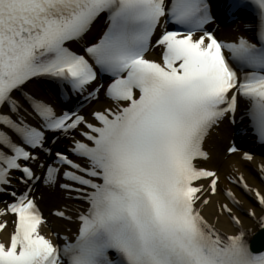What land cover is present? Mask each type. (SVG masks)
<instances>
[{
	"label": "snow or ice",
	"instance_id": "obj_1",
	"mask_svg": "<svg viewBox=\"0 0 264 264\" xmlns=\"http://www.w3.org/2000/svg\"><path fill=\"white\" fill-rule=\"evenodd\" d=\"M214 7L0 0V194L11 198L0 208V264H264L242 218L264 232V187L210 166L225 123H247L264 145V0L223 6L254 16L255 42L220 39ZM33 86L83 100L58 111ZM259 175L264 183V165ZM38 183L75 202L52 213L74 233L45 235Z\"/></svg>",
	"mask_w": 264,
	"mask_h": 264
},
{
	"label": "bare ground",
	"instance_id": "obj_2",
	"mask_svg": "<svg viewBox=\"0 0 264 264\" xmlns=\"http://www.w3.org/2000/svg\"><path fill=\"white\" fill-rule=\"evenodd\" d=\"M237 24L231 23L227 26H217L216 24L212 25L213 28L216 29L218 32L219 38L225 41H232L236 39L237 37L244 35L247 38L251 37L249 36L248 32H254V30H247L246 25L249 23H253L252 20H246L244 22L238 21ZM151 58H158L157 53L154 51L151 54ZM32 91H34L37 95L42 96L44 99L51 102L58 111L63 110L61 106H59L57 102V98L55 96H51L50 94H54V90L52 87L50 88L49 92H45L44 89L33 86ZM78 98V97H76ZM75 97H72L67 104H69L68 109L76 108L77 105H74V103H77V100ZM82 98V97H81ZM73 99H76V102L73 101ZM107 101L101 100L99 104L93 102L92 104H87L82 110V114L89 115L91 111L94 108L101 107L104 103ZM247 125V123L242 124L241 126ZM235 126L229 125L225 123L215 134L213 144L215 145V150L213 152V160L212 164L210 166L217 167L220 171V174L223 177L229 174H243L249 184L254 187H264V183H262V178L259 175V168L261 165H264V155L259 154H253L254 160L252 162L244 161L242 160L241 156L243 152H250L251 149H254V143L255 141L251 140L247 145L245 151H240L239 153L235 154H226V156L223 157V151L222 147L223 145H227V147L235 142V136H234ZM67 141H63L61 143V147H64L67 145ZM226 147V148H227ZM239 170L238 172L236 170ZM16 176H19V173L15 174ZM227 183V181H225ZM13 184L23 190V186L16 183L15 180H13ZM41 186V187H40ZM235 192L238 194V198L241 199L242 203L244 204L245 208L248 207H254L255 205L252 203V201L248 200V198L243 194V192L239 188H233ZM61 193V192H60ZM34 195L37 197V199L40 201V206L42 211L44 212L45 216L50 221L51 227L45 228L44 233L45 235L49 236L50 238L56 239V236L53 235L54 232H59L60 235L65 234H72L75 231L76 225L63 222L62 220H57V217H53L51 215V211L54 212L58 210H62L65 206H72L75 207V202L68 201L64 199L65 193H61L60 196L55 197V194H53V191L49 189L47 186L40 185L38 183V189L34 191ZM2 196V194H0ZM42 198V199H41ZM3 202L0 204V208L5 207V201L11 202V198L7 195L3 198ZM257 212V216L259 217L261 215V211L259 208H255ZM242 215V214H241ZM242 218L245 221V227L253 232L252 241L253 244L257 242V240L264 234V232L261 231L260 225L256 222V220H253L250 217H245L242 215ZM14 219V217L9 216V220ZM220 227L225 231H233L231 225L228 223L226 219L222 220ZM69 229L72 230V233H69ZM11 230V227L9 228Z\"/></svg>",
	"mask_w": 264,
	"mask_h": 264
},
{
	"label": "rangeland",
	"instance_id": "obj_3",
	"mask_svg": "<svg viewBox=\"0 0 264 264\" xmlns=\"http://www.w3.org/2000/svg\"><path fill=\"white\" fill-rule=\"evenodd\" d=\"M226 147H227V145H223L222 150H225ZM224 152L225 151H223V155H224ZM59 192H60L59 190H53V194H55V197L60 196V193Z\"/></svg>",
	"mask_w": 264,
	"mask_h": 264
}]
</instances>
